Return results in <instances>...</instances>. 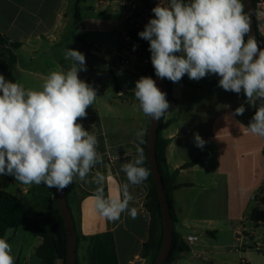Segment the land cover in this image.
Listing matches in <instances>:
<instances>
[{"label":"crops","instance_id":"1","mask_svg":"<svg viewBox=\"0 0 264 264\" xmlns=\"http://www.w3.org/2000/svg\"><path fill=\"white\" fill-rule=\"evenodd\" d=\"M119 2L81 0L77 4L80 20L76 22L75 0H0V34L20 44L10 49L13 64L0 58V74L7 80L39 89L50 70L69 68L71 62L64 59L66 48L85 55L87 71H80L79 77L96 89L98 97L86 110L87 117L78 122L97 137L102 162L93 172L98 170L104 175L106 197L120 195V186L126 182L121 166L135 157V133L142 130L144 139L151 119L135 107V84L127 80L131 74L110 67L111 47L118 44L115 28L120 24ZM109 33L117 37L112 39L113 45L105 39ZM92 34L102 38L97 42ZM78 38H83L88 48H83ZM187 80L191 85L172 82L173 100L169 101L170 108L161 125V136L167 141L163 171L175 187L171 193L177 218L174 230L182 239L184 230H189L186 236L197 237V230L205 228L200 212L214 209L217 201L228 194H238L241 184L251 185L250 152L242 149L251 145V133L247 130L251 105L243 93L224 91L218 82L211 85V93L206 97L200 95V87L188 76ZM241 104L246 109L244 114L234 116ZM195 133L206 142L203 149L196 146ZM260 186L261 183L257 185ZM96 187L76 180L67 192L68 207L82 237L76 250L78 263L145 264L140 251L150 223L144 207L148 184L129 189L134 197L130 207L137 208V218L123 213L115 223L95 211L91 197ZM0 190L20 198L30 216L54 212L57 207L56 189L44 185H23L13 176L0 175ZM4 237L17 256L15 264H41L34 253L41 243L40 237L22 226L8 229ZM191 244H187L188 252L177 255L174 264H186L190 259L186 254L193 252Z\"/></svg>","mask_w":264,"mask_h":264},{"label":"clouds","instance_id":"2","mask_svg":"<svg viewBox=\"0 0 264 264\" xmlns=\"http://www.w3.org/2000/svg\"><path fill=\"white\" fill-rule=\"evenodd\" d=\"M244 7L243 0L160 2L151 9L154 18L138 35L149 42L158 78L178 83L185 75L194 81L216 75L224 91L243 93L247 103L256 108L247 130L264 138V49L249 35L251 18ZM64 59L71 62L69 68L50 70L39 89L0 74V175L57 192L76 180L93 183L97 187L91 198L99 216L112 223L123 213L136 219L138 210L130 207L134 197L129 189L143 184L150 175L140 147L144 132L135 133L136 155L121 166L126 182L120 186V195L106 197L104 175L93 172L102 162L97 137L78 122L87 117L97 91L79 77L80 71H87L82 52L66 48ZM132 91L137 110L153 121L168 112L166 93L152 77L141 76ZM257 101L261 102L258 107ZM245 110L241 104L233 115H243ZM194 142L201 149L206 143L198 133ZM15 261L12 245L0 237V264Z\"/></svg>","mask_w":264,"mask_h":264},{"label":"trees","instance_id":"3","mask_svg":"<svg viewBox=\"0 0 264 264\" xmlns=\"http://www.w3.org/2000/svg\"><path fill=\"white\" fill-rule=\"evenodd\" d=\"M81 0H75V21L80 20L78 14L77 4ZM256 0H253V3ZM83 48H88L83 38H78ZM20 46L17 42H10L5 36L0 34V58H4L8 64H13L14 56L10 53V49H16ZM143 76L154 77L153 66L150 63ZM167 87V100L171 101L172 98V82L165 79ZM184 85H191L185 75L179 82ZM261 102L257 101L256 106L258 107ZM256 108L252 106L251 118L255 113ZM162 119H160L158 125V132L155 141V156L159 171L163 181V189L167 199L171 221L173 224V238L169 254L163 264H174L177 255L180 253L188 252L189 246L184 242L182 237L177 234L174 230V224L177 221L175 211L172 205L171 193L174 190V186L171 183V177L163 171V165L165 161V148L167 141L161 136V125ZM146 137L144 138V149L145 164L144 166L149 170L147 158H146ZM149 186V191L146 196L144 207L150 215V223L148 228V237L143 243L140 257L147 261V264H154L158 255L162 237H163V225L160 206L157 198L156 189L153 184L151 173L148 179L145 181ZM69 187L66 188V198ZM259 197L254 198L256 207H254L249 215L248 219L254 224H264V210H261L259 206H264V183L259 187ZM68 204V202H67ZM69 208V207H68ZM69 211L71 212L70 208ZM72 215V214H71ZM76 232L77 244L82 238L77 230L76 223L73 219ZM24 227L29 233H33L41 238L40 245L35 249V255L41 260V264H56L60 261L62 264H66V253H67V234L64 226V222L59 213L58 207L54 212H39L35 215H28L24 202L12 195L11 193L0 190V237H4L5 232L8 229H16L18 227ZM77 250V249H76ZM78 260H77V263Z\"/></svg>","mask_w":264,"mask_h":264},{"label":"rangeland","instance_id":"4","mask_svg":"<svg viewBox=\"0 0 264 264\" xmlns=\"http://www.w3.org/2000/svg\"><path fill=\"white\" fill-rule=\"evenodd\" d=\"M92 36L97 42L96 39L102 38L100 34H92ZM113 36L110 33L105 36L107 42L112 45V39H117L116 36ZM117 46L111 47V58H113ZM127 78L128 81L135 84L140 77L129 75ZM190 81L200 87V95L208 97L211 93V85L218 82L219 77L208 75L199 81ZM199 98L201 97L199 96ZM249 138L251 140L250 147L242 149L250 152L251 185L245 187L246 183L241 184L238 194H228L224 200L216 202L214 209L200 212L201 218L205 219V228L197 230V240L190 245L193 252L186 254L190 258L186 260V264H264V224L256 225L248 219L250 211L256 207L254 198L260 196L257 185L264 183V138L253 134L249 135ZM259 207L264 210V206ZM187 231L189 230L182 232L184 239ZM24 248L26 249V246ZM23 255L24 251L20 257ZM145 262L147 264V261Z\"/></svg>","mask_w":264,"mask_h":264},{"label":"built area","instance_id":"5","mask_svg":"<svg viewBox=\"0 0 264 264\" xmlns=\"http://www.w3.org/2000/svg\"><path fill=\"white\" fill-rule=\"evenodd\" d=\"M167 4L168 0H120V24L115 28L118 46L110 64L112 70L127 72L141 77L151 63L149 42L139 37L150 18L151 9L158 3ZM255 33L259 47L264 49V0L254 2ZM133 46L135 50H133ZM186 243L197 240L194 235L183 239Z\"/></svg>","mask_w":264,"mask_h":264},{"label":"water","instance_id":"6","mask_svg":"<svg viewBox=\"0 0 264 264\" xmlns=\"http://www.w3.org/2000/svg\"><path fill=\"white\" fill-rule=\"evenodd\" d=\"M244 10L249 14L251 18V31L249 35L253 36L256 40L255 33V22H254V3L253 0H243ZM247 38V37H246ZM258 42V41H257ZM154 77L153 79L156 81L157 86L161 91L166 93L167 98V87L165 79H160L155 75V70L153 68ZM159 121H153L150 119L148 131L146 134V158L148 162V166L150 169V173L152 176L153 184L156 189L157 198L160 206L161 217H162V225H163V237L161 246L156 257L154 264H163L169 254V250L171 247V242L173 238V224L170 217L169 207L167 203V199L165 196V192L163 189V181L159 171V167L157 164L156 156H155V141L158 132ZM56 203L59 210V213L64 222L66 234H67V253H66V264H76L77 263V240H76V232L75 225L73 222V218L68 208L67 198H66V189L61 192H56Z\"/></svg>","mask_w":264,"mask_h":264}]
</instances>
